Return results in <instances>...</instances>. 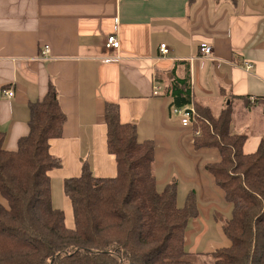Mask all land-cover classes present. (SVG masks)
Instances as JSON below:
<instances>
[{
  "label": "crops",
  "instance_id": "0c3cea01",
  "mask_svg": "<svg viewBox=\"0 0 264 264\" xmlns=\"http://www.w3.org/2000/svg\"><path fill=\"white\" fill-rule=\"evenodd\" d=\"M117 31L120 48H107V37ZM203 42L213 46L211 55H202ZM173 66L182 77L190 73L197 102L216 114L232 104V130L247 134L243 149L255 152L264 137V0H0L4 146L18 148L30 130V103L42 99L53 81L67 121L63 136L51 141V153L62 161L49 172L52 198L74 216L66 178L80 176L86 162L98 177L117 174L105 108L119 105L121 120L137 124L139 140L155 143L159 190L175 180L181 207L195 191L199 214L187 228L185 246L210 253L231 246L215 217H229L231 204L205 169L219 160L218 149L195 150L193 130L173 112L164 88ZM9 89L12 97L4 94Z\"/></svg>",
  "mask_w": 264,
  "mask_h": 264
},
{
  "label": "trees",
  "instance_id": "16d2710c",
  "mask_svg": "<svg viewBox=\"0 0 264 264\" xmlns=\"http://www.w3.org/2000/svg\"><path fill=\"white\" fill-rule=\"evenodd\" d=\"M170 71L166 94L173 107L195 106L194 148L218 149L219 160L205 169L231 204V217L215 212L231 246L208 255L214 264H264V137L255 152L246 153L248 135L232 130V104L216 114L196 101L190 73L182 77L176 66ZM29 107L30 130L16 150L4 146L0 125V264H199L185 246L190 220L199 214L195 191L181 207L175 180L159 190L155 143L139 140L137 124L121 120L119 105L105 108L117 174L98 177L86 162L80 176L65 179L73 228L52 198L49 172L62 161L51 153V141L63 136L67 121L53 81Z\"/></svg>",
  "mask_w": 264,
  "mask_h": 264
},
{
  "label": "built area",
  "instance_id": "2783aa9c",
  "mask_svg": "<svg viewBox=\"0 0 264 264\" xmlns=\"http://www.w3.org/2000/svg\"><path fill=\"white\" fill-rule=\"evenodd\" d=\"M120 45H121V42H120V39L118 37V31L114 32L113 34H111L107 37L106 43H105V46L107 48L113 49V50L119 49ZM169 51H170V49L165 43L161 44V52L164 55H167L169 53ZM48 52H49V47L46 46L43 53H48ZM201 53H202V55H205V56L211 55L213 53V46L208 42H203L201 45ZM106 60L118 61L119 57L108 58ZM245 67L248 70H251L253 68V64L247 63V64H245ZM159 90H160V87H158V85L154 87V93L155 94L159 93ZM4 94L7 95L8 97H12L14 95V91L11 89L5 90ZM173 112L181 118L182 125L184 127L192 129L194 133L198 132V130H196L194 128V125H193L194 122L192 119L193 116L196 114V108L194 105H187V106H183V107L175 106V107H173Z\"/></svg>",
  "mask_w": 264,
  "mask_h": 264
},
{
  "label": "rangeland",
  "instance_id": "374dc122",
  "mask_svg": "<svg viewBox=\"0 0 264 264\" xmlns=\"http://www.w3.org/2000/svg\"><path fill=\"white\" fill-rule=\"evenodd\" d=\"M163 188L164 187L160 188V190H162ZM56 192H58L57 189H56ZM231 216H232V210H231V213L229 214V217H231ZM65 218H66L67 226L73 228L75 226V218H74L72 212L68 213V214L66 212ZM193 219L190 220L189 226H190L191 222L193 221ZM198 253H201V254H195L192 258L193 261H195L199 264H214L215 263V259L212 256L208 255V253H204L202 251L201 252L199 251ZM192 254H194V253H192Z\"/></svg>",
  "mask_w": 264,
  "mask_h": 264
}]
</instances>
